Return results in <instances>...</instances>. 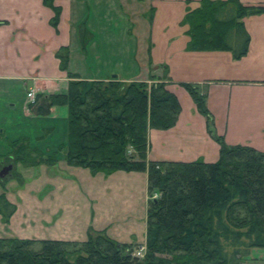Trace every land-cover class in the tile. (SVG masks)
Listing matches in <instances>:
<instances>
[{
	"label": "crops",
	"instance_id": "crops-1",
	"mask_svg": "<svg viewBox=\"0 0 264 264\" xmlns=\"http://www.w3.org/2000/svg\"><path fill=\"white\" fill-rule=\"evenodd\" d=\"M200 1L54 0L61 8L54 27L55 12L44 0H0V158L8 157L10 142L22 137L58 158L54 165L17 164L18 173L25 180L37 176L36 183L14 180L0 186V194L17 205L9 223L0 215V237L84 241L93 227L122 243L146 244L147 172L93 175L69 165L59 151L67 142L68 107L55 105L47 115L30 109V90L36 96L67 93L68 71L88 80L130 82L163 78L168 69L167 88L179 99L181 112L174 127L149 130V160L219 159L220 144L181 83L200 86L213 130L227 144L264 151V12L243 19L249 50L235 59L229 50L188 49L189 25L183 20ZM241 2L264 6V0ZM62 46L70 51L68 71L56 56Z\"/></svg>",
	"mask_w": 264,
	"mask_h": 264
},
{
	"label": "trees",
	"instance_id": "trees-1",
	"mask_svg": "<svg viewBox=\"0 0 264 264\" xmlns=\"http://www.w3.org/2000/svg\"><path fill=\"white\" fill-rule=\"evenodd\" d=\"M51 20L58 26L61 8ZM155 9L150 11L152 20ZM264 6L241 0H201L188 9L189 50H229L235 59L248 53L250 34L243 19L262 14ZM69 47L56 53L61 69H69ZM65 94H38L30 109L47 115L51 107H68L65 151L69 165L87 168L93 175L116 171L148 174L151 196L147 212L146 250L133 255L134 245L90 227L84 241L0 237V264H242L252 248H264V151L247 145H229L214 130L207 96L194 83H181L207 119L209 133L220 144L215 162L203 160H149V130L174 127L181 112L177 96L163 78L148 80H88L68 71ZM151 81V82H149ZM8 163L54 165L57 152L46 156L26 137L10 142ZM13 176L20 177L17 168ZM7 178H0L4 183ZM154 193H159L154 197ZM17 211L6 193L0 194V215L9 223Z\"/></svg>",
	"mask_w": 264,
	"mask_h": 264
},
{
	"label": "rangeland",
	"instance_id": "rangeland-1",
	"mask_svg": "<svg viewBox=\"0 0 264 264\" xmlns=\"http://www.w3.org/2000/svg\"><path fill=\"white\" fill-rule=\"evenodd\" d=\"M64 153H65V151H63ZM51 154V153H50ZM49 153L48 154H45L46 156H48V155H50ZM5 160V159H4ZM8 162L9 161H5L3 164H8ZM15 167H17L18 168V166H17V164H16V166H14L13 167V170H14V168ZM0 168H1V164H0ZM12 170V171H13ZM20 174V173H19ZM4 178H7L6 179V181L4 182V183H2V182H0V186H3V187H6L7 186V184L9 183V182H12V181H14L12 184H15V183H19V184H29V183H31V182H33V183H36V179H37V176H28V178H33V179H29V180H25V177H23V176H20V177H15V176H13L12 175V172H11V175H7V176H5ZM3 178V179H4ZM6 184V185H5ZM30 186V185H29ZM34 195V196H33ZM33 195H30V197L32 198V200L34 201V199H36V192L35 193H33ZM31 198H29L28 197V199H31ZM32 232V229H28L26 232ZM136 246H134L135 248H136V250H137V247H139V244H135ZM247 257L249 258V259H252V260H248V263H246V264H264V248H252L251 249V252H250V254L249 255H247ZM245 260V259H244Z\"/></svg>",
	"mask_w": 264,
	"mask_h": 264
},
{
	"label": "built area",
	"instance_id": "built-area-1",
	"mask_svg": "<svg viewBox=\"0 0 264 264\" xmlns=\"http://www.w3.org/2000/svg\"><path fill=\"white\" fill-rule=\"evenodd\" d=\"M27 97L29 98L30 103H35V101H36V95H35V93H34L33 90L28 91ZM145 250H146V247L144 245L139 246L137 248V250H135L133 252V255L134 256H137V257H143L144 254H145Z\"/></svg>",
	"mask_w": 264,
	"mask_h": 264
},
{
	"label": "water",
	"instance_id": "water-1",
	"mask_svg": "<svg viewBox=\"0 0 264 264\" xmlns=\"http://www.w3.org/2000/svg\"><path fill=\"white\" fill-rule=\"evenodd\" d=\"M2 162H4V160L0 159V164H3ZM13 167H14L13 163H8V164L3 165L0 168V178H4L7 175H11ZM138 258L139 257H136V259H138Z\"/></svg>",
	"mask_w": 264,
	"mask_h": 264
},
{
	"label": "flooded vegetation",
	"instance_id": "flooded-vegetation-1",
	"mask_svg": "<svg viewBox=\"0 0 264 264\" xmlns=\"http://www.w3.org/2000/svg\"><path fill=\"white\" fill-rule=\"evenodd\" d=\"M2 163H4V162H2ZM3 165H5V164H1V167H2Z\"/></svg>",
	"mask_w": 264,
	"mask_h": 264
}]
</instances>
